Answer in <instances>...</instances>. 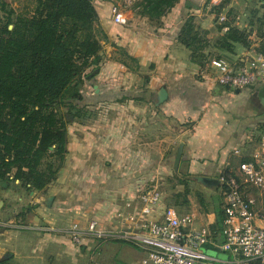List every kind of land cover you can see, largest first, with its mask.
<instances>
[{
	"label": "crops",
	"instance_id": "crops-1",
	"mask_svg": "<svg viewBox=\"0 0 264 264\" xmlns=\"http://www.w3.org/2000/svg\"><path fill=\"white\" fill-rule=\"evenodd\" d=\"M196 1L198 8L186 9L181 0L162 24L152 27L149 18H129L123 9L128 21L116 24L114 5L95 0L105 38L102 61L86 79L83 93L89 95L90 86L99 101L95 108L105 110L87 122L68 125V154L56 181L40 191L19 184L0 189V261L99 264V257L101 264H139L145 251L117 237L124 227L118 212L141 205V195L164 184L172 172L179 183L190 185L195 179L204 190H215L206 216L190 205L200 225L214 226L221 186L209 187L199 178L218 179L250 158L255 146L248 136L264 129V82L242 88L216 85L207 65L191 61L190 50L177 38L187 13L208 31L211 43L225 33L211 9L222 0ZM223 11L232 25L248 33V43L234 42L232 50L211 46L212 54L235 60L264 51V0H229ZM144 26L152 32H137ZM164 87L168 98L160 102ZM161 194L153 220L174 206ZM179 198L192 199L186 194ZM91 219L117 236L73 243L72 224L86 228Z\"/></svg>",
	"mask_w": 264,
	"mask_h": 264
},
{
	"label": "trees",
	"instance_id": "trees-1",
	"mask_svg": "<svg viewBox=\"0 0 264 264\" xmlns=\"http://www.w3.org/2000/svg\"><path fill=\"white\" fill-rule=\"evenodd\" d=\"M180 1L141 0L138 6L151 20L167 15ZM228 2L214 6L216 18ZM198 3L185 0L184 5L191 9ZM98 18L95 0H27L22 12L1 9L0 189L19 184L40 191L57 180L68 154V125L90 115L82 87L102 61ZM220 24L228 29L211 43L195 15L184 16L177 38L190 50L192 62L204 67L222 57L212 54L211 46L232 50L234 42L248 43L246 31L228 19ZM58 106L67 109L62 112ZM223 205V197H217L216 231L223 225Z\"/></svg>",
	"mask_w": 264,
	"mask_h": 264
},
{
	"label": "built area",
	"instance_id": "built-area-1",
	"mask_svg": "<svg viewBox=\"0 0 264 264\" xmlns=\"http://www.w3.org/2000/svg\"><path fill=\"white\" fill-rule=\"evenodd\" d=\"M226 19L225 14L219 16L220 22ZM113 21L119 25L128 21L116 5ZM207 67L216 85L254 86L264 82V51L235 60L213 57ZM248 137L255 146L250 158L241 161L237 171H224L218 178L224 195L221 230L210 224L198 225L196 212H182L175 206L165 207L161 219L153 220L162 194L159 188H152L141 195V205L128 213L118 212L124 221L118 236L91 219L86 228L79 222L72 224L73 243L82 245L87 238L117 236L143 248L139 264H264V129ZM211 250L226 252L230 258L220 259L218 254H209Z\"/></svg>",
	"mask_w": 264,
	"mask_h": 264
},
{
	"label": "rangeland",
	"instance_id": "rangeland-1",
	"mask_svg": "<svg viewBox=\"0 0 264 264\" xmlns=\"http://www.w3.org/2000/svg\"><path fill=\"white\" fill-rule=\"evenodd\" d=\"M104 3H109V4H112V5H116L117 7L123 9L127 16L129 18L133 17V18H141V19H148V17L144 16L141 14V9L139 8L138 4L140 3L141 0H102ZM210 1V0H209ZM27 3V0H0V12H1V9L4 8V7H7V8H14L15 10H17L18 12H22L24 11V5ZM202 3V1H201ZM215 5H218V4H215ZM215 5H212V10H214V6ZM224 12V11H223ZM170 15V12L165 15V16H162V17H159V18H154V19H151L152 21V27L154 26H159L160 24H162L163 22V19L164 18H168ZM221 15V13L219 14V16ZM217 16V15H216ZM112 17H113V9H112ZM217 21H219L218 18H216ZM96 32H97V35L98 37L100 38L101 41H104V38H105V33H104V30L102 29V27L100 26L99 22L97 21L96 23ZM137 32H140L141 34H149L150 32H152V29L150 27H141V29H137ZM123 55L125 56L124 52H123ZM126 57V56H125ZM132 67L131 68H134L135 65H136V62L135 61H132ZM205 67V66H204ZM84 88V86L82 87ZM88 90H89V95H86L84 93L85 96V99H84V103L88 106V110L90 111V115L88 117H85L84 119H79V120H75V121H82V122H87L89 120H91L92 118H94L96 115L98 114H103L101 113L103 110H105L103 107L101 108H95V104H97L99 101H95L96 99L92 96V91L93 89H91V87L89 86L88 87ZM141 98V97H139ZM143 99V97H142ZM77 102V101H75ZM78 103V102H77ZM58 110L64 112L66 111L67 107H61V106H58L57 107ZM71 122L70 124L73 126L74 122ZM168 177L166 179L165 177V181H164V184L161 183L159 184L157 187L159 188V190L162 192H165L166 194V199H167V202L169 205H174V206H177L178 209H180V211L182 212H185V211H190V209H192L190 207L191 204H196V208L198 210V212H200L201 214H203L204 216L207 215V212L205 211L206 210V207L208 208H212V205L210 206V202L211 201V195L213 193H215V190L214 189H211L210 190H204L202 187L199 186V184L197 183V181L194 179L193 180V184H182V183H179V179L177 178V174L176 172H172L171 174H167ZM178 179V180H177ZM156 181L155 180H152L150 182V184H154ZM180 184V185H179ZM153 186H156V185H153ZM199 186V187H198ZM150 187L149 186H146V188ZM223 192H218V194L222 197ZM182 194H186L187 196H191L192 199H186L184 200V198L178 200V197ZM212 216V215H211ZM213 217V216H212ZM198 225H200L198 223ZM214 225H215V222H214ZM214 227V226H212ZM209 254H218L219 258L222 259V257L224 258V256L230 258V256L226 253V252H222V251H219L218 253L214 252V250H211L209 251ZM97 262H99V264H101V259L99 257L96 258ZM91 264H96V262H92ZM102 264H105V263H102ZM221 264H224V263H221Z\"/></svg>",
	"mask_w": 264,
	"mask_h": 264
},
{
	"label": "water",
	"instance_id": "water-1",
	"mask_svg": "<svg viewBox=\"0 0 264 264\" xmlns=\"http://www.w3.org/2000/svg\"><path fill=\"white\" fill-rule=\"evenodd\" d=\"M168 98V91L166 88H162L159 95V101L164 102ZM52 148V147H51ZM200 181H202L205 185L212 187V186H219L220 181L218 179H212V178H204L200 177Z\"/></svg>",
	"mask_w": 264,
	"mask_h": 264
}]
</instances>
